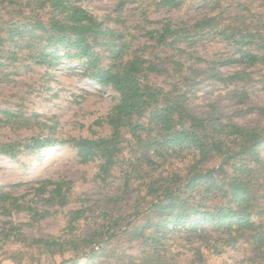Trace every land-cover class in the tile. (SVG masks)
Returning a JSON list of instances; mask_svg holds the SVG:
<instances>
[{"label": "rangeland", "instance_id": "obj_1", "mask_svg": "<svg viewBox=\"0 0 264 264\" xmlns=\"http://www.w3.org/2000/svg\"><path fill=\"white\" fill-rule=\"evenodd\" d=\"M158 2L82 0L77 4L90 11L104 28L123 33L127 39L134 36L140 51L145 41V29L158 27L166 20L189 24L208 11L205 0H187L177 9L158 7ZM262 2L228 0L224 6L232 13L238 11L240 4L258 11ZM20 3V0H0V141L29 142L34 137L57 142L54 146L36 149L35 152L20 153L16 159L0 155V192H8L19 199L22 205L37 208L40 214L46 215L39 218L32 213L15 210L9 214L0 208V233L6 230L4 234H7L13 225L28 238H59L61 242H76L88 239L102 226L108 227L115 217L129 216L128 221H133V225L114 240H105L100 244L97 241L88 243L77 256L69 249L71 244H66L64 253L50 254L48 250L38 249L29 242H15L14 235L17 232L12 230L10 240L2 241L0 236V264H72L75 261H78L77 264H157L159 260L158 264H264V248L259 244L245 238L236 243L228 242L229 236L221 234L211 223L202 226L205 232L200 231L202 227L196 232L190 231L184 228L186 222H183L179 227L170 225L169 231L163 235L161 229L155 235L154 228H151L145 231L146 237L142 239L134 236L136 229L141 230L146 225L149 214H145L147 204H141L138 208L140 213L136 214L144 195L143 186L136 179L137 173L128 168L132 162L129 157L137 149L136 140L127 136L122 144L124 152L112 176L105 181L97 176V162L80 163L77 152L66 143L72 137L107 136L110 131L102 122L118 103L119 96L111 88L95 84L88 76L91 71L87 70L86 60L69 57L65 47L55 46L48 50L47 54L58 52V57L53 58L54 64L51 65L43 62L44 57L40 56L45 42L41 43L40 39L28 33L13 37L9 31L12 24L19 27L26 17L28 19L25 21L32 18L48 21L51 17L48 10L32 13L29 7L19 14ZM90 43L93 45L94 42ZM214 43L198 40L192 46V50L197 52L189 49L182 58L176 60L190 79L186 86L182 85L187 89L186 106L206 125L234 124L249 129L264 128L263 83L259 78L256 82H248L246 91L216 78L219 72L229 74L237 70V66L220 64L236 53L231 47ZM93 51L100 56V61L93 69L113 63L105 47L94 46ZM75 53L72 51L73 55ZM161 57L158 59H162L160 63L166 69L171 59L165 55ZM244 71L252 77L262 75L256 68ZM166 77V74L156 77L152 74L149 80L152 84L168 88L171 80ZM251 107L257 110L251 111ZM5 110L13 114L6 115ZM193 153L194 150L170 151L165 159L157 158L158 173L176 172L185 175L195 162ZM258 154L259 164L250 156H244V161L238 159L225 167L226 174H219L229 177L236 163H242H238L236 168L248 164L255 171L246 172V179L261 199L264 197V144L258 149ZM221 161L219 156L214 155L200 169L207 172V168L218 166ZM46 180L70 182L71 193L67 206L46 204L43 196L35 194V189ZM220 193L212 190L200 195L196 190L193 195L197 196L196 205L212 211L217 206H231V199ZM200 196L207 199L201 201ZM190 202L193 203L192 199ZM260 203H255L249 211L255 213L253 220L264 227V214H257L264 207V203ZM74 210L83 211L82 217L76 222L71 221L70 212Z\"/></svg>", "mask_w": 264, "mask_h": 264}, {"label": "trees", "instance_id": "obj_2", "mask_svg": "<svg viewBox=\"0 0 264 264\" xmlns=\"http://www.w3.org/2000/svg\"><path fill=\"white\" fill-rule=\"evenodd\" d=\"M20 1L19 14L24 12L25 7H29L32 13L48 10L51 17L48 21L40 18L25 21L28 19L26 17L21 26L14 27L15 24H12L9 31L13 37L28 33L29 36L40 39L41 43L45 42L40 56L44 57L43 62L51 65L54 64L53 58L58 57V52L47 54L48 50L55 46L65 47L69 57L86 60L87 70L91 71L88 76L95 84L102 88L109 87L119 96L118 103L102 122L110 131L107 136L72 137L66 143L77 152L80 163L97 162V176L105 181L112 176L118 159L124 152L122 144L127 136L136 140L137 149L129 157L132 162L128 166L137 173L136 179L143 186V203L139 202L136 214L140 213L138 208L141 204L148 205L145 214H149L146 225L141 230L136 229L134 236L142 239L146 237L145 231L151 228H154L155 235L161 229L163 235L169 231L170 225L179 227L183 222H186L184 228L196 232L204 224L211 223L221 234L229 236L228 242L236 243L241 238L252 239L263 249L264 227L253 220L255 213L249 211L255 203H264V197L260 199L251 182L246 179V172L253 173L255 169L248 167V164L236 168L240 163L238 162L233 166L235 170L229 177L219 173L226 174L224 168L238 159L244 161V156H250L259 164L258 149L264 144V128L249 129L234 124L206 125L202 118L191 113L186 106L187 89L183 86L190 79L176 60L182 58L189 49L197 52L192 50V46L198 40L205 39L223 47H231L236 53L220 64H234L237 70L229 74L219 72V77L216 78L246 91L249 88L247 83L256 82L257 78L264 85V0L258 11L240 4L235 13L229 12L224 6L228 0H205L208 11L200 14L192 23L181 24L166 20L158 27L145 29V41L141 51L137 49L134 36L127 39L123 33L104 28L102 22L90 11L77 4L82 0ZM186 2L187 0H159L157 5L177 9ZM90 42H94L93 45ZM94 46L105 47L113 58V63L93 69L100 61L99 54L92 52ZM72 51L77 53L73 55ZM162 55L171 59L166 69L160 63L162 59H158ZM49 57L52 59L49 60ZM247 68H256L262 75L252 77L244 71ZM152 74L155 77L166 74V78L171 80L169 87L150 83L149 76ZM250 110L257 109L251 107ZM4 113L9 116L13 114L9 110ZM56 142L34 137L29 142L0 141V155L16 159L20 153L35 152L36 149L54 146ZM185 150H194L195 157L194 164L185 175L176 172L158 173L157 158L165 159L170 151ZM214 155L222 159L221 163L207 168V172H202L200 166ZM196 190L200 195L208 194L212 190H216L218 194L221 192L223 197L231 199V206L221 205L212 211L203 210L200 205H196L197 196L193 195ZM35 191L37 196L45 198L46 204L61 207L69 204L70 182L46 180ZM187 194L189 195L186 197ZM200 197L201 201L207 199ZM191 199L193 203L190 202ZM19 202L10 193L0 192V208L9 214L15 210L29 212L39 218L46 216L40 214L37 208L27 207ZM70 214L71 221L76 222L82 217L83 211L74 210ZM257 214H264V207ZM128 218L129 216L115 217L108 227L102 226L88 239L76 242H61L59 238H28L13 225L7 234L3 230L0 236L2 241L10 240L13 234L10 231L13 230L17 232L14 235L15 242H29L31 246L44 248L50 254L64 253L67 250L66 244H71L69 249L77 256L88 243L111 241L122 232L129 231L133 221H128ZM205 230L202 227L200 231ZM77 263L75 261L72 264Z\"/></svg>", "mask_w": 264, "mask_h": 264}]
</instances>
